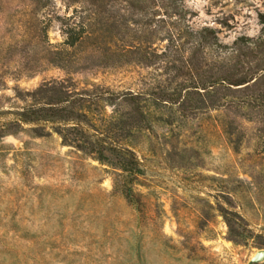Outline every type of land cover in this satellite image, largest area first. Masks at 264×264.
Listing matches in <instances>:
<instances>
[{"label":"rangeland","instance_id":"rangeland-1","mask_svg":"<svg viewBox=\"0 0 264 264\" xmlns=\"http://www.w3.org/2000/svg\"><path fill=\"white\" fill-rule=\"evenodd\" d=\"M184 4L193 14L188 24L216 30L224 44L260 35L264 0ZM57 6L62 14L60 0ZM26 15L19 0H0V127L24 106L13 89L32 91L67 78L42 62L43 44L28 34ZM48 40L61 43L57 22ZM72 78L81 87L140 88L132 69ZM147 111L150 128L129 142L138 160L134 178L63 146L52 132L0 130V264H264L255 259L264 251L260 124L237 119L243 136L234 149L223 129L229 115L221 110L187 118L163 108ZM123 179L128 197L116 189ZM224 212L243 218L234 241Z\"/></svg>","mask_w":264,"mask_h":264},{"label":"trees","instance_id":"trees-1","mask_svg":"<svg viewBox=\"0 0 264 264\" xmlns=\"http://www.w3.org/2000/svg\"><path fill=\"white\" fill-rule=\"evenodd\" d=\"M19 2L27 11L28 34L43 44L42 62L67 78L32 91L13 89L24 106L2 132L23 126H31L36 137L52 132L63 146L108 164L121 178H134L138 160L129 142L150 128L149 106L181 118L221 110L229 115L223 129L234 149L243 136L237 119L260 124L264 154V13L258 15V37L240 36L228 45L216 30L188 24L193 14L185 0H60L62 14L57 0ZM53 22L62 37L57 45L48 40ZM127 69L140 76L136 91L94 83L81 87L72 78ZM128 187L123 179L116 189L128 197ZM223 219L234 241L243 218L224 212Z\"/></svg>","mask_w":264,"mask_h":264},{"label":"water","instance_id":"water-1","mask_svg":"<svg viewBox=\"0 0 264 264\" xmlns=\"http://www.w3.org/2000/svg\"><path fill=\"white\" fill-rule=\"evenodd\" d=\"M255 259L256 260H263L264 259V251L260 250L255 254Z\"/></svg>","mask_w":264,"mask_h":264}]
</instances>
